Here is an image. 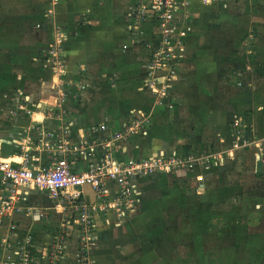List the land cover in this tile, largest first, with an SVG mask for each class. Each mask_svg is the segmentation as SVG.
I'll list each match as a JSON object with an SVG mask.
<instances>
[{
    "label": "crops",
    "instance_id": "1",
    "mask_svg": "<svg viewBox=\"0 0 264 264\" xmlns=\"http://www.w3.org/2000/svg\"><path fill=\"white\" fill-rule=\"evenodd\" d=\"M97 1L101 9L106 8L107 18L96 19L92 27L93 31L90 29L92 32L88 25L73 24L69 36L62 29L66 36L63 47L65 48L66 43L68 45L77 41L87 45L86 40L90 37H95L97 44L110 42L109 47L100 48L97 51L100 56L109 53L108 58L116 63L111 69L103 70L101 74L105 77L104 79L110 74L113 76L111 88L118 90L119 93L112 94L111 104H106L98 98L100 100L98 106L85 112L82 108L84 96L91 91L90 86L93 85L86 78L88 73L81 72L83 66L77 72L82 73L77 78L70 74L68 62L72 50L63 49L67 69L63 85L68 92L66 108L71 114L70 118L74 119L75 128H86L105 120L111 121L115 128H119L123 122L131 120L132 112H141L149 117L147 135L143 138L134 137L133 144H127L124 158H141L154 152L169 153L175 150L200 155L206 151L205 155L211 153L216 156L221 155L223 161L217 164L209 162L208 165L193 164L189 168L179 170L176 174H170V179L175 182L171 186L173 188L167 186L166 190L163 189V185L157 184L152 191H145V193L142 191L143 206L137 216L128 219L123 228L119 225L115 230L104 233L102 229L97 232L99 246L95 252L94 264H264V201L259 200L260 195L257 192L252 195L245 194L241 180L235 185H232L230 181L231 170H245L246 164L242 161L238 163L236 160L240 150H248L253 158L254 175L258 181L262 182L257 191L264 193V173L261 172L264 163L255 157V149L253 147L232 148L235 137L234 128L230 125H233L235 118H240L245 124L246 119L250 120V117L238 111L229 119L227 118L229 115L226 114L223 119L224 125L220 124L219 115L216 110H213L216 105L214 95L210 105L200 102L194 106L193 98H190L189 92L185 93V90L190 91L189 88L193 89L192 87L201 83L198 71L202 66L200 60L203 55L198 54L196 57L185 58V63L183 61L178 68L177 79L169 89V95L161 103H156L150 91L145 88V82L148 80L145 68L147 54L145 43L149 38L143 37L141 42L140 37L134 34L135 31L129 19L132 0ZM66 5L68 10L70 8L76 10V6H81V4L70 3ZM89 22L91 23L90 20ZM31 24L33 25L32 22ZM56 28L53 30L52 41L55 39ZM40 36L43 35L40 34ZM86 45L81 46V49L87 50ZM103 52L106 53L103 54ZM22 68H20L22 72L18 71L20 72L19 80L23 78L21 75L23 71L29 69L26 66ZM246 76V72H236L233 77L235 80L233 82L228 80L226 83L236 92H242L245 95ZM15 85L18 87L16 93L2 95L1 92L8 88V84L2 86L0 83V160H18L22 154L24 130L31 124L30 118L18 108V98L23 100L27 97L28 108L40 104L35 110L43 113L42 111L49 107L45 103L52 104L56 97V88L52 86L51 78L50 91L38 93L47 99L34 96L32 92L28 93L33 89L19 81H16ZM81 86L84 87L81 88ZM70 89H75L76 93L73 95ZM236 97H229L226 106L231 107L230 102L242 101L237 100ZM239 105L242 106L241 103ZM193 106L199 109V114L190 111L194 108ZM202 114L207 115L208 131L206 133L203 132L204 127L202 130L203 120L198 118ZM217 123L223 125L222 132L218 131L220 128L214 126ZM247 133L256 140L261 142L264 140V131H261L259 139L258 136H252L248 130ZM138 143L139 146L136 147ZM33 154L37 157L41 153L33 152ZM41 157V162H44L45 155L41 154ZM233 187L238 189L240 198L236 208L231 207L230 199L233 196L230 193ZM168 188L170 192L174 191L173 197L169 196ZM35 192L42 194L41 198H50L42 192L32 191L29 194V204L40 201L38 198L35 199ZM154 194H159V198H154ZM151 195L153 198H148ZM185 206L190 208L186 215H184V211H187ZM27 215L19 214L20 217L23 216L21 217L23 219ZM232 219L235 223H232ZM232 250L236 254V258L232 256L233 259L231 258ZM9 263L12 262L8 258L7 251L0 247V264Z\"/></svg>",
    "mask_w": 264,
    "mask_h": 264
},
{
    "label": "rangeland",
    "instance_id": "2",
    "mask_svg": "<svg viewBox=\"0 0 264 264\" xmlns=\"http://www.w3.org/2000/svg\"><path fill=\"white\" fill-rule=\"evenodd\" d=\"M184 2L185 13L181 14L179 32L187 47L181 63L187 57H196V54L203 55L200 60L202 66L198 71L201 83L196 84L192 87L193 89L189 88L190 91L185 90V93L189 92L190 98L194 100V106L200 102L210 105L214 95L216 105L213 110H216L219 115L220 124L224 125L223 119L226 114L229 115L227 117L229 119L235 112L245 113L250 117V120L246 119V129L252 136H258L259 139L261 131H264V0H184ZM66 3L81 4V6H76V10L75 8L68 10ZM106 12V8L101 9L97 0H0V83L2 86L8 84V88L4 87L6 90L4 89L1 94L16 93L18 87L15 82L19 81L24 86L33 89L28 93L32 92L34 96L43 97L38 93L45 90L50 91V67L46 65L50 57V44L54 42L52 41L53 30L59 27L67 36L71 34L73 24L88 25L90 30L96 19L106 17ZM134 34L136 35L137 32ZM138 36L149 38L146 31H140ZM86 42H88L87 45L80 41L68 45L66 43L67 48L65 46L64 50H72L70 60L68 59L70 74L77 78L82 74L77 72L84 67L85 69L83 68L81 72L88 73L86 78L93 85L90 86L91 91L84 96L85 101L82 108L88 112L98 106L100 98L106 104H111L110 98L118 90L111 88L113 82L111 74L106 76V79L101 74L103 70L111 69L116 62L108 58L109 53L106 52L109 51L103 52V54L106 53L105 56H100L97 51L100 48L109 47L111 43L97 44L95 37H90ZM85 45L87 50L81 49V46ZM21 66L29 69L31 67V69L23 71L21 74L23 78L19 80L18 73L20 75L22 72ZM236 72L247 73L245 95L242 92H236L226 83L228 80L230 82L235 80L233 77ZM70 92L73 95L76 93L75 89H70ZM233 96H237V100L242 101L230 102L232 106H226L228 98ZM239 103L242 104L241 107ZM190 111L199 114V109L196 107ZM199 116L198 118L203 120L202 130L204 127L203 132L206 133L208 131L207 115ZM220 124L217 123L214 126L220 128L218 131L222 132L223 125ZM230 126L232 128V124ZM262 146L264 148V140ZM250 153L248 150H240L236 161L238 163L242 161L246 164L244 165L246 168L241 169L242 171L231 170L230 181L232 185H235L241 180L245 194L252 195L257 192L260 195L259 200L264 201V193L257 191L262 182L258 181L254 175L255 167L252 166L254 164ZM203 154L205 155L206 151H203ZM261 172L264 173V168ZM174 183L170 179V174L160 173L143 179L141 186L145 193V191H152L157 184L163 185V189L167 190V186L173 188L171 186ZM169 188V196L173 197L174 191L170 192ZM230 194L233 196L230 199L231 207L236 208L240 199L238 189L233 187ZM34 195L35 199L38 198L40 201L35 202L37 205L30 204L33 208L38 207L35 208L36 211L33 214H28L24 219L21 218L24 215L15 216L9 225L5 222V226L13 228L11 232L15 235L9 231V227L0 231V244H3L2 237L7 239L6 245H0V247L7 251L8 258L12 262L9 264H94L95 252L99 246L98 235L95 241L98 243L97 246L87 248L86 240L82 239L85 236L82 234V229L73 223L72 226L66 225L65 221L70 219L67 211L64 212L60 207H56L50 198H41L42 194L38 192ZM158 195L153 196L159 198ZM148 198L153 197L151 195ZM185 208L187 211H184V215L190 211L189 206ZM124 223L120 225L121 228L125 225ZM232 223H235L234 219ZM116 228V225H106L100 222L97 231L104 229L105 233ZM26 255L29 257L27 258ZM232 256L236 258L234 250L231 252V258Z\"/></svg>",
    "mask_w": 264,
    "mask_h": 264
},
{
    "label": "built area",
    "instance_id": "3",
    "mask_svg": "<svg viewBox=\"0 0 264 264\" xmlns=\"http://www.w3.org/2000/svg\"><path fill=\"white\" fill-rule=\"evenodd\" d=\"M184 4V0L131 2L130 25L137 36L140 31L149 34V40L144 42L148 76L145 88L156 103L169 95L184 58L187 46L179 32ZM65 40L64 32L57 27L45 64L50 67L52 86L56 88L53 103H45L49 107L40 113L35 110L40 104L31 109L27 106V97L18 98V108L30 118L31 124L24 130L20 160H0V230L9 227L5 222L11 224L19 214H33L36 210L29 204V194L39 191L48 195L56 207L67 211L72 220H66V225L73 223L82 229L85 235L82 239L86 240V247L91 248L98 244L95 241L100 222L119 226L141 212V183L145 177L176 174L193 164H217L223 160L221 155L212 153L200 155L175 150L124 158L127 144H133L134 137L147 135L149 117L141 112H132L131 120L123 122L119 128L109 120L75 128L74 119L66 108L68 92L63 88L67 73L63 56ZM140 40L142 42L143 38ZM232 126L235 137L232 148L253 147L255 157L264 163L262 142L247 133L240 118H235ZM33 152L44 154V162H41V154L36 157ZM8 229L13 231L11 226ZM2 239L5 246L7 239Z\"/></svg>",
    "mask_w": 264,
    "mask_h": 264
},
{
    "label": "bare ground",
    "instance_id": "4",
    "mask_svg": "<svg viewBox=\"0 0 264 264\" xmlns=\"http://www.w3.org/2000/svg\"><path fill=\"white\" fill-rule=\"evenodd\" d=\"M18 160H20V157H18Z\"/></svg>",
    "mask_w": 264,
    "mask_h": 264
}]
</instances>
